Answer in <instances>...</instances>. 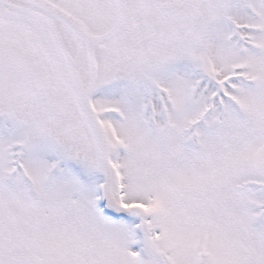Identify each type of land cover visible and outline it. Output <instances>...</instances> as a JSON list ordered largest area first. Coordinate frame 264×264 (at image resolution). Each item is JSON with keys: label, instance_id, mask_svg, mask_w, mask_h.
<instances>
[{"label": "snow or ice", "instance_id": "obj_1", "mask_svg": "<svg viewBox=\"0 0 264 264\" xmlns=\"http://www.w3.org/2000/svg\"><path fill=\"white\" fill-rule=\"evenodd\" d=\"M0 264H264V0H0Z\"/></svg>", "mask_w": 264, "mask_h": 264}]
</instances>
